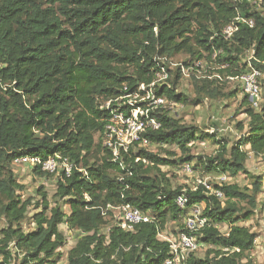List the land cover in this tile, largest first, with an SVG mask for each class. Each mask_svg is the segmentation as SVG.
<instances>
[{
  "label": "trees",
  "instance_id": "16d2710c",
  "mask_svg": "<svg viewBox=\"0 0 264 264\" xmlns=\"http://www.w3.org/2000/svg\"><path fill=\"white\" fill-rule=\"evenodd\" d=\"M262 8L243 0H0V264H58L67 244L63 225L78 233L67 264H164L170 244L159 235L196 207L209 222L198 234L206 253L190 254L187 264H255L250 255L258 235L245 224L260 208L264 180L250 175L246 163L250 153L264 159V101L255 109L244 96L247 131L234 143L188 127L165 109L152 112L161 128L145 137L167 157L131 148L115 158L104 131L115 101L151 86L161 67L171 79L154 92L175 104L237 97L239 89L225 93L224 78L244 73L250 52L252 65L264 72ZM238 16L254 26L239 24L233 41H226L222 31ZM181 55L194 100L179 92L181 69L171 70ZM199 61L206 72L197 76ZM217 73L223 80L214 78ZM237 128L243 131L244 124ZM206 141L216 147L213 156L191 155L195 144ZM55 155L73 164L70 176L32 170L41 180L56 177L54 206L43 186L36 191L39 200L26 198L15 160ZM186 165L206 178L226 177L210 184L222 199L202 184L173 186L163 169ZM240 174L249 186L234 183ZM181 195L188 200L184 208L177 204ZM125 206L150 221L123 230L121 216L110 208Z\"/></svg>",
  "mask_w": 264,
  "mask_h": 264
},
{
  "label": "built area",
  "instance_id": "2783aa9c",
  "mask_svg": "<svg viewBox=\"0 0 264 264\" xmlns=\"http://www.w3.org/2000/svg\"><path fill=\"white\" fill-rule=\"evenodd\" d=\"M249 4L252 9L262 11L264 0H243ZM247 24L250 27L254 26L253 20H247L238 16L235 21L228 25L222 31V37L226 41H233L235 34L239 31V24ZM219 52L213 57L217 60ZM254 52H250L244 62L246 63V71L239 76L226 77L225 80L229 84L236 85L244 96L250 98L255 109H260L263 103L262 81L264 80V72L255 68L252 65ZM195 67L204 69L202 62H195ZM172 65V63H171ZM264 65V63H263ZM226 66H221L225 68ZM173 71V69L171 68ZM181 72L184 78L189 77L188 71L181 64ZM214 78L223 80L222 76L217 73ZM170 74L161 67L156 74V80L151 86L146 87L141 85L134 93L127 94L115 102L118 108L112 111V118L108 122L104 131V144L112 152L115 158H118L121 153H129L131 148H146L151 147L149 140L145 134L149 131H158L161 128L160 122L151 114L158 109H165L170 113L175 112L177 104L167 100L164 97L158 96L154 92L155 86H165L169 84ZM127 89V88H125ZM111 102L106 103V107L110 108ZM172 114V113H171ZM14 165L18 167H29L31 170L40 167L43 172L58 176L60 172H64L66 176H70L74 166L66 158L55 155L43 161L39 158L23 157L16 159ZM13 165V166H14ZM187 172H192L191 165L184 166ZM220 180L225 181V177ZM206 189L214 193L210 186L204 184ZM218 198L222 199L221 193H214ZM188 200L185 195H181L177 199L179 207L184 208ZM110 210L121 212L120 226L123 230L132 232L137 226L148 223L150 218L145 216L138 209L125 206L122 208L111 207ZM184 232L177 236H171L166 233L160 234V238L170 244L171 257L164 264H187L189 255L197 252L200 249L198 234L209 227L207 218L202 217V208L196 207L191 210L184 220Z\"/></svg>",
  "mask_w": 264,
  "mask_h": 264
},
{
  "label": "rangeland",
  "instance_id": "374dc122",
  "mask_svg": "<svg viewBox=\"0 0 264 264\" xmlns=\"http://www.w3.org/2000/svg\"><path fill=\"white\" fill-rule=\"evenodd\" d=\"M186 59V56H178L172 62L171 68L177 70L181 69V64ZM204 67V66H203ZM206 72L205 69H200L197 72V76L203 75ZM213 77H209L212 79ZM171 79V77H170ZM169 79V82H170ZM225 79V78H224ZM238 88L236 85L227 84L225 93L234 92ZM179 92L186 94L191 99H195V90L192 84V80L189 77L184 78L180 82ZM262 94L264 98V80L262 81ZM244 99V95L242 93H238L237 97L233 100H211L205 99L204 102L199 105H191V106H183L178 105L175 108V112H171V116H175L177 119L181 120L184 125L188 127H195L200 132L216 134L218 139H224L229 141L230 143H234L246 133L248 120L246 115L243 114L244 108H242V102ZM238 123L244 124V130L241 131L237 128ZM215 145L210 142H199L193 146V150L191 155L193 156H213L216 151ZM151 152L161 155L162 157H167L165 152L160 148L155 146L148 148ZM171 152H176V149L169 148ZM178 157L180 156L179 152H176ZM14 173L18 178V181L26 187V192L24 196L26 198L36 197V191L43 186L45 188V192L48 195V199L51 202L52 206H54V196L57 190V180L56 177L50 178V180H41L36 178L33 175L32 170L29 167H18L14 165L13 167ZM246 169L250 173V175L261 176L264 180V159L257 158L252 153L249 154ZM170 180L172 181L173 186L175 187H184L187 189H196L198 185L206 184L207 186L222 184L225 181L220 180L221 177H204L199 172H187L184 166H181L177 169H163ZM205 178V179H204ZM234 183L238 184L242 188L249 186L250 179L247 178L245 174H240L235 180ZM211 187V186H210ZM260 208L257 211L256 215L252 218L251 221L246 223L245 225L250 227L253 232L257 233L258 240L256 244L255 250L251 253L250 257L255 264H264V185H263V193L259 196ZM117 216L121 215V212H116ZM27 226V224H25ZM185 226L184 220L179 223H171L168 226V231L165 233L171 236H177L181 229ZM28 227V226H27ZM220 230L223 234L228 232V227L222 226ZM62 233L67 237L66 246L61 249V253L63 257L61 258L58 264H67V253L74 247L77 242L78 233L72 232L67 229L65 225L61 226ZM206 253V249L200 246V249L195 254L197 257H203Z\"/></svg>",
  "mask_w": 264,
  "mask_h": 264
}]
</instances>
